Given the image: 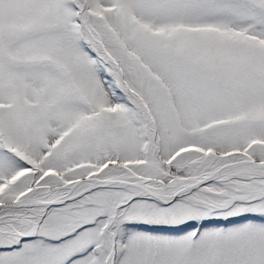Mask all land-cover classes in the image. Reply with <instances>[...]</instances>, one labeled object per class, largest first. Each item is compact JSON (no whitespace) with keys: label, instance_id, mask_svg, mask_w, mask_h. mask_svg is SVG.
<instances>
[{"label":"snow or ice","instance_id":"snow-or-ice-1","mask_svg":"<svg viewBox=\"0 0 264 264\" xmlns=\"http://www.w3.org/2000/svg\"><path fill=\"white\" fill-rule=\"evenodd\" d=\"M0 264H264V0H0Z\"/></svg>","mask_w":264,"mask_h":264}]
</instances>
